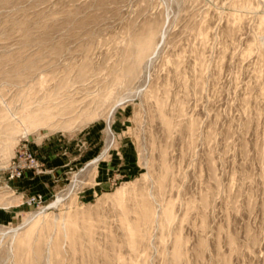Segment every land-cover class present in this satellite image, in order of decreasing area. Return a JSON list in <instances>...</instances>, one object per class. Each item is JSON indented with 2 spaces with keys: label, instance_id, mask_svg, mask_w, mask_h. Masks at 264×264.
I'll return each instance as SVG.
<instances>
[{
  "label": "rangeland",
  "instance_id": "obj_1",
  "mask_svg": "<svg viewBox=\"0 0 264 264\" xmlns=\"http://www.w3.org/2000/svg\"><path fill=\"white\" fill-rule=\"evenodd\" d=\"M0 264H264V0H0Z\"/></svg>",
  "mask_w": 264,
  "mask_h": 264
},
{
  "label": "crops",
  "instance_id": "obj_2",
  "mask_svg": "<svg viewBox=\"0 0 264 264\" xmlns=\"http://www.w3.org/2000/svg\"><path fill=\"white\" fill-rule=\"evenodd\" d=\"M29 187V190H38L39 186L38 185H31V186H28Z\"/></svg>",
  "mask_w": 264,
  "mask_h": 264
},
{
  "label": "built area",
  "instance_id": "obj_3",
  "mask_svg": "<svg viewBox=\"0 0 264 264\" xmlns=\"http://www.w3.org/2000/svg\"><path fill=\"white\" fill-rule=\"evenodd\" d=\"M41 195H37V196H32V199H35V198H40Z\"/></svg>",
  "mask_w": 264,
  "mask_h": 264
}]
</instances>
